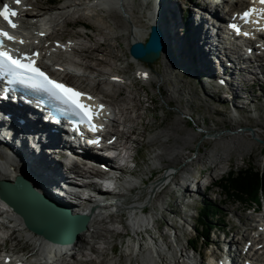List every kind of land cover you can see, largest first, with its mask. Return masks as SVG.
<instances>
[{"label":"bare ground","instance_id":"1","mask_svg":"<svg viewBox=\"0 0 264 264\" xmlns=\"http://www.w3.org/2000/svg\"><path fill=\"white\" fill-rule=\"evenodd\" d=\"M23 1L24 13L18 15L16 20L18 28L21 29L19 39L24 41L21 44L23 50L30 48H32L31 50H38L40 53L39 61H48L45 64L46 66L57 67L61 70V77L77 78L78 81L81 79L79 82L82 84L85 82V76L90 74V78L96 80L94 87L101 89L100 94L93 92L96 100L110 106L115 116L114 121L104 125L106 129L102 131L100 138L106 136L108 132L112 133L113 144L120 150L121 157L131 156V161L135 167L131 171L132 176L129 175L131 179L126 176L127 179L123 180L125 192L121 195L110 196L105 201L108 203H104L99 192L88 180L94 176L95 172L97 173V165L92 162L88 153H83L85 158L81 160H77L71 152L63 154L64 148L60 145L58 139L50 136L49 132L46 131L47 128L37 125L36 118H32L25 108L0 103V181L8 185L16 178L25 184L29 181L27 186L33 190L34 194L52 205L51 208L53 209L50 211H53L54 214L64 215L68 212L69 215H86L88 217L84 228L73 235L67 244L60 246L49 243L26 229L18 214L6 205V200L0 196V239L5 238V240H0V260H2L0 264H15L17 262L23 264L24 258L30 264H73L72 258L76 252L85 257V251L96 254V257L101 259L106 256L108 247L113 250V245L110 243L111 237L115 234H122L123 231L125 233L129 231L128 233L134 238L128 240L123 257L130 254L137 264H140V261L143 263L142 257L145 256L143 252L146 253L153 244L160 262L170 260L171 256L166 254L165 249L168 242L163 238L166 235L158 232L160 227L152 218V214L147 216V207L137 203L136 200L139 194L145 195L147 192V194L152 195L151 205H161L171 182L178 183L177 188L183 189L187 193L191 191L188 185L189 178L192 177L189 164L185 163L180 168L178 166L183 163L182 160L186 158L187 151H190L191 141L185 137L186 132L183 131L181 123H187L180 116L185 115L184 111H194L193 101L183 89L176 88L173 80L170 78L164 79V83L168 87L164 91H162V85L158 88L162 91L165 103L171 104L173 102L177 105L178 116L170 121L166 118L163 119V130L153 133L152 126L144 123V113L141 112L140 103H145L148 100H140L134 87L137 84L136 82L143 85L152 83L153 78L149 76L145 64L149 66L156 64L161 56L165 68L169 70L171 61L162 53L164 44L172 56L177 70L180 71L179 73L185 74V76L188 75L200 82L203 88L207 85L209 90L219 91L225 97L224 100L229 103L232 112L238 113L241 109L244 111L245 107L240 106L243 99L252 103L254 101L252 98L256 96L252 91H248L249 88H252L255 83H264V64L262 63L264 62V51L258 55L253 54L252 61L243 53H236V56L229 57L217 41L216 37L218 35L209 28L208 22H211V16L220 21H227L236 13L242 14L245 12L250 4L245 0H198L199 2L196 5L199 10H191L188 13L189 16L186 19L189 26L185 30V18L183 19L178 0H65L61 6L48 5V8L32 3L30 0ZM185 1L192 2L193 0ZM8 2L14 4V0H0V5ZM149 4L150 8H148ZM217 7L222 8L223 16L219 15L220 10L218 11ZM121 9L125 14L136 13L141 16H143L142 10L147 9L148 14H145V18L143 16L144 22L148 27L153 26L156 28L160 36V49L155 61L145 63L129 58L131 60L129 63L137 65V72L134 73L132 78L134 81L131 82H129L130 78H121L119 73L118 75L96 69V66L106 63V61L98 63L96 66H93L90 62V60L95 61L97 59V51L101 48H104V52H108L109 48L113 49L115 59L112 63L121 61L125 52L116 46L113 47L110 44L111 41L118 44L120 40H124L125 49L128 50L131 43L143 44L147 39L150 27L149 29H147L148 27L144 29L128 28L118 13L113 11ZM254 9H256V12H254V19L251 21L253 24L255 21L261 22L264 19V13L261 12V9L264 8ZM201 10L204 11V14L208 13L210 17L204 16L200 12ZM99 12H107L108 17L114 21L112 26L100 24L96 28V32L102 41H99L95 35L78 32L80 38H71V41L74 42L73 48L66 49L65 53L60 51L61 49H56L54 54L50 53L49 55L44 51L46 49L44 42L41 44L35 38L39 30L35 28L34 21L45 14L49 17L51 25L52 34L49 43L52 49L56 48L55 43L66 46L62 39L55 40V33H63L64 28L72 23L76 14H79L78 19L84 17V19L91 20ZM262 22L261 24H264V21ZM84 38L90 39L92 44L85 45L84 40L82 43L81 40ZM245 46L251 49L252 52L256 49L252 41H246ZM71 52L80 53L78 61H73L68 57ZM48 55L50 57L47 59ZM72 64L79 71L71 69L73 68ZM75 71L78 73H75ZM168 73L172 74L173 72ZM204 89L206 97H209ZM183 96H187L185 105L181 100ZM107 98L108 102L105 101ZM262 99L264 100V94H262ZM18 120H20V123H18ZM230 120L229 125L231 126L233 123L232 127H235L239 122L235 118ZM195 122L197 121L195 120ZM257 124L261 126V123ZM209 130L211 132L217 131L213 127ZM169 131H175L181 136L172 138ZM146 132L154 134L151 140H147ZM133 136H139V139L136 138L135 140ZM175 147L179 149L178 152L174 151ZM145 148H157L161 151L153 156L151 154L148 159L143 158V164L155 166V168H148L146 172H143V176L138 175L137 172L142 167L139 159L143 157ZM199 151L201 152V150ZM230 154L231 152L226 151L218 154L202 152L195 161L211 165L213 172H215L218 168L220 169L219 166L223 160L229 159ZM10 158L17 165L10 163ZM155 162H160L161 165L156 166ZM24 169L31 174V180L24 174ZM163 169H168L163 181L154 180V172H160ZM171 169L177 170V172ZM147 175L150 176L147 177ZM198 178L199 175L194 177V181ZM83 180L86 181L80 183ZM146 181L156 182L159 186L158 192H154L152 187L147 191L140 189L143 184L146 185ZM138 189L140 190L136 192ZM200 190L202 191V189ZM197 191L199 192V190ZM202 193L204 192L202 191ZM184 196V194L183 196L181 194L179 197ZM182 204L184 203L182 202ZM115 206L117 213L116 208H113V210L111 208ZM123 215H127V225L122 222ZM114 223L122 225L121 231L111 227H106L103 230L100 228L101 224L113 225ZM257 223L255 236L248 238L249 241H252L250 244L264 242V219ZM142 233L149 236L150 241H146ZM158 233L161 243L156 240L155 235H158ZM177 239L178 237L176 238L175 235V242ZM98 240L101 241V246L96 245L99 244ZM91 241L95 242L91 245ZM7 242H11L9 250L7 248L5 250ZM227 244L230 251L234 247V250L231 251L233 252V256H231L233 264H264V246L262 247L263 254H259V247L252 249L248 246L249 248L247 247L245 251L239 250L237 248L238 241L234 238L228 239ZM89 245L91 246L89 247ZM22 247H24V250H19ZM183 251L185 250L183 249ZM67 256L70 257V260L66 259ZM236 258L241 259L243 263H239ZM146 259L152 264L153 258L150 254L146 255ZM187 260H190V258L188 257ZM83 261H85V264H89L93 260L84 259ZM190 263L197 264L198 262L191 260ZM172 264L181 263L179 260L175 262L172 259Z\"/></svg>","mask_w":264,"mask_h":264},{"label":"rangeland","instance_id":"2","mask_svg":"<svg viewBox=\"0 0 264 264\" xmlns=\"http://www.w3.org/2000/svg\"><path fill=\"white\" fill-rule=\"evenodd\" d=\"M178 1L183 19L189 16L188 13L191 12V10H199L196 5V3L199 2L198 0H193L192 2H188L185 0ZM30 2H34L39 6L41 5L45 8H48V5L61 6L65 2V0H30ZM148 8H150V4ZM217 9L218 11L220 10L219 15L223 16L222 8L217 7ZM113 11L118 13V15L121 17L122 21L128 28L144 29L145 27H148L144 22V18L148 14L147 9L142 10V15L144 16V18L143 16L136 13L125 14L123 13L122 9L119 11ZM200 12L204 14V11L201 10ZM205 15L206 17L209 16L208 13H205L204 16ZM78 18L79 14L74 15L72 23L64 28L63 33H55V40L62 39L65 42V40L68 41L71 38L76 39L79 37V32L88 33L93 36L95 35L97 36V39L99 41H102L101 37L96 32V28H98V25L107 24L109 26H112L114 23V21L110 17H108L107 12H99V14H97V16L95 18H92L91 20H88L86 18L84 19V17H81L80 19ZM149 27L147 29H149ZM83 40L85 42V45L92 44L90 39L84 38L81 40L82 43ZM124 43V40H120L118 44H116L115 41H111L110 43L111 45H113V47L116 46L117 48L122 49L125 52L124 57H122L121 61L112 63V61H114L115 59V57H113V49L109 48L108 52H104V48H101L97 51V59L95 61L90 60V62L93 66H96L98 63L106 61V63L96 66V69H102L107 73H119L121 78H130L131 80H129V82H131L133 80L132 78L134 76V73L137 72V65L135 63H129L131 60L129 59L130 57L127 54L128 50L125 49ZM254 52L256 53L257 51L254 50ZM162 53H164V56L171 61L169 70L165 68L162 56L160 59H158L156 64L150 66L148 64H145L148 70V74L151 78H153V81L149 85H143L140 82H136L137 84L134 87V90H136V92L138 93V98L140 100H148L145 103H140L141 112L144 113V123L152 126L153 133H158L163 130V119L166 118V120L170 121L172 119H176V116H178L177 113L179 110L177 109V105L173 102L171 104H167L164 102L165 100L162 91L166 90L165 88L168 87L164 83V79L170 78L171 80H173V83L175 84L177 89H183L186 95L189 94L188 96L192 98V106L194 111H184L185 115L180 116L182 117L184 122L187 123L181 124L184 129L183 131L186 132L185 137L191 140L190 151H187L188 154L186 158L183 159V163L178 166V168H180L185 163L189 164V168L192 171L190 175H192V177L189 178L190 181L188 182V185L191 191L187 193L185 190L181 189V193L175 195V192H171V188L172 186L177 187L179 185L178 183L171 182L168 191L164 195V199L162 201L163 203L161 205H151L150 200H152V195L147 194V192L145 195L139 194L137 196L136 202L147 207V216H150L152 214V218L155 219L158 227H160V229H158V232L166 235L165 237H163L165 238L166 242H168V246L165 248L167 252L166 254L168 256H171V258H173V252L171 251V249L174 251L173 245L176 243L175 238L173 239L172 236V231L176 232V230L174 229H177V234L179 235L178 237L182 236L180 230L184 231V235L179 240V244L181 246H184L186 244V240H188V243L192 246V241L196 239L194 253L192 254L191 251L188 250V255L190 256V254H192V257H194L192 261H195L196 263H201L202 261L200 254L207 255L208 253L213 251L214 246L217 247L220 244L222 238L220 231L226 234V240L234 238L236 241H238L237 248L239 250L245 251L248 246L253 249L259 246L260 249L258 251L259 254H261L263 252L262 247L264 246V242L261 241L258 244H250L252 243V241H249L248 238L255 236L258 227L257 222H260L262 219H264V195L260 194L257 202L254 205L248 206L246 205V203L233 200L232 197L227 196L220 188L213 186V184L222 177L227 176L228 172H236L238 170H242L246 166L254 167L261 171H264V100L262 99V94H264V83H255L252 88H249L248 91H252L256 96L252 98L254 100L252 101V103H250L246 99H243L240 106L242 108L245 107L244 111L241 109L238 113L232 112L229 108V103L227 102V100H224L225 97L219 91H215L214 89L209 90V87L207 85L204 87V89L200 85V82L192 79L188 75L185 76V74L179 73L180 71L177 70L174 64V60H172V56L170 55L168 49H166V46H164V44ZM79 56V52H71L70 54H68V57H70V59L73 61H78ZM111 58H113V60H111ZM262 63L264 64V62ZM39 64L40 66L45 68V61L40 62ZM47 67L50 68L56 75L61 77V70H59L57 67H53L52 65ZM72 67L73 68L71 69L79 71L76 66H73V64ZM76 71L75 73H78ZM168 72L173 73L170 74ZM90 77V74L85 76V82H83L82 84L81 82H79L81 81V79L79 81L77 78L71 79L62 77V79L65 80L66 83L76 85L85 91H91L100 94L101 89L99 87H94L96 80L91 79ZM120 80L122 81V79ZM250 81L252 80L250 79ZM160 85L163 86L162 91L158 88L160 87ZM203 89L205 90V92H207L206 94L209 97H206ZM186 97L187 96L181 97L184 105L186 102ZM119 99L121 100L122 98ZM105 101L108 102V98L105 99ZM244 101L246 102L244 103ZM231 118H235L239 121L238 124L235 125V127H232L233 123L231 124V126L229 125ZM195 120L197 122H195ZM257 123H261L262 127ZM211 127L216 128L217 131L211 132L209 130ZM169 134L172 136V138L181 136L175 131H169ZM153 136L154 134H148L146 132L147 140H151ZM138 137L133 136L135 140L136 138L139 139ZM199 150H201V152ZM160 151L161 150L157 148H145V150H143V157L139 159V161L142 163V167L140 170H138V175H143V172H146L148 168H155L154 165L152 166L151 164H143V160L148 159L151 154L153 156ZM174 151L178 152L179 149L175 147ZM223 151L231 152L230 157L228 160H223L219 166L220 169L218 168V170H216L215 172H213L211 165L197 163L195 161L197 156L202 152L218 154ZM10 163H14L11 161V158ZM155 163L156 166L161 165L160 162ZM167 171L168 169H163L160 172H154L153 179L156 181H163V177L165 176ZM200 171L202 172L200 173ZM174 172H177V170H174ZM24 174L31 180V174L25 169ZM197 174L199 175V179L197 181L198 183L192 184V182L194 181V177L198 176ZM148 176L150 175H147V177ZM198 185L200 186L198 187ZM205 185H207V187ZM151 187L154 192H158L159 186L156 182L153 181H146V185L143 184L140 189L147 191ZM196 187L199 192L197 190V192L192 191V188L196 189ZM140 189L136 190V192ZM200 189H202L204 193H202ZM181 194L182 196L183 194L185 196L179 197ZM182 202L184 204H182ZM208 206L215 207L212 214H215L214 219H217V222L208 219L205 220L206 226H209L210 224L209 230H207V240H205V242L215 240L216 244L214 246L210 245L207 248L203 249L202 245L204 244V242L199 240V233L201 232L200 230L202 228L203 230L206 228L200 226L198 222V215L203 214L205 207ZM111 208H116V206ZM251 208H253V211H251ZM182 217L184 219H182ZM122 222L127 225V215H123ZM106 227L115 228L121 231L122 225L116 223H114L113 225H100L101 230L105 229ZM196 228L197 231H195ZM216 231L218 232V234L216 233ZM128 232L125 233V231H123L122 234H115L113 237H111L110 243L113 245V250L106 246L108 247L106 256L102 257L101 259L96 257V254H92L89 251H85L84 253L86 254V258L82 257L80 253L76 252V254L72 258L73 264H85V261H83L84 259L93 260L89 264H137L132 255L129 254L127 257H123V252L126 248L128 240H130L131 238L134 239ZM142 234L144 235L143 237L146 241H150L149 236H147L145 233ZM155 236L157 237V242L161 243V239L158 238L160 236L159 233ZM93 242H90L91 245ZM98 243L99 244L96 245H100L101 241H99ZM10 245L11 242H7L5 250L6 248L9 250ZM91 245H89V247ZM221 247H223V245H221ZM1 250L3 249L1 248ZM19 250H24V247L19 248ZM231 250L233 251L234 247H232ZM175 253L176 251H174V254ZM143 254H145V256L142 257L143 263H141L140 261V264H151V262L146 259V255H148V253L143 252ZM171 258L170 260L162 261V264H172ZM66 259L70 260V257L67 256ZM153 259L154 264H159V257H154ZM236 260L238 262H241L239 258H236ZM173 261L176 262L175 259H173Z\"/></svg>","mask_w":264,"mask_h":264},{"label":"water","instance_id":"3","mask_svg":"<svg viewBox=\"0 0 264 264\" xmlns=\"http://www.w3.org/2000/svg\"><path fill=\"white\" fill-rule=\"evenodd\" d=\"M160 49V36L153 26L145 42L131 43L128 56L140 62L151 63L155 61ZM0 196L18 216L23 226L48 241L49 243L65 245L73 235L84 228L86 215L54 214L50 211L51 204L33 193L27 184L18 178L8 185L0 181Z\"/></svg>","mask_w":264,"mask_h":264},{"label":"snow or ice","instance_id":"4","mask_svg":"<svg viewBox=\"0 0 264 264\" xmlns=\"http://www.w3.org/2000/svg\"><path fill=\"white\" fill-rule=\"evenodd\" d=\"M259 2L264 4V0H259ZM14 3L19 4L20 0H14ZM253 12H256V9H249L243 13V16L247 18ZM261 12L264 13V9H261ZM16 16L17 12L11 9L7 3L0 8V18L12 29L17 28V24L12 19V17ZM230 27L235 26L230 25ZM5 41L24 43L23 40H17V37L10 35L3 27H0V73H6L12 78H22V82H31L33 86L42 88L56 100L67 105L68 109L73 111L74 114L82 116L92 131L96 130V126L92 124V119L97 115L98 110L103 108V105L98 106L97 109H93L91 105L83 103L84 93L77 92L64 84L50 79L40 68L35 66L33 57L37 56L38 53H32V56L26 54L13 55V52L19 50L8 49L5 46ZM87 99L90 100L92 98L87 97Z\"/></svg>","mask_w":264,"mask_h":264},{"label":"trees","instance_id":"5","mask_svg":"<svg viewBox=\"0 0 264 264\" xmlns=\"http://www.w3.org/2000/svg\"><path fill=\"white\" fill-rule=\"evenodd\" d=\"M220 188L227 196L233 200L246 203V205H254L259 199L260 194L264 195V171L257 168L246 166L242 170L236 172L230 171L227 176L222 177L213 184ZM215 207H205L203 214H199L198 222L203 228L199 233V240L205 242L207 240V230L209 226L205 225V220L216 221L215 214H212ZM212 214V215H211ZM197 231V228L195 229ZM196 240V239H195ZM192 241V248L195 250L196 241Z\"/></svg>","mask_w":264,"mask_h":264}]
</instances>
